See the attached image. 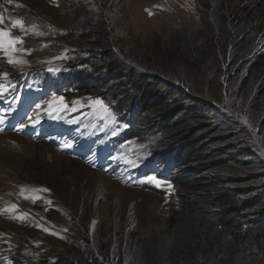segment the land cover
<instances>
[{"label":"rangeland","instance_id":"rangeland-1","mask_svg":"<svg viewBox=\"0 0 264 264\" xmlns=\"http://www.w3.org/2000/svg\"><path fill=\"white\" fill-rule=\"evenodd\" d=\"M217 5L220 6L218 10ZM215 9L219 14H229L233 27L239 26V31L250 27L252 37L247 51L239 54V64L228 62L231 55L222 56L220 66L226 67L224 73L212 68L207 70V75L195 74L196 70L185 75L203 86L206 98L221 106H230V118L241 123L243 129L250 130L243 133L244 140L252 143L250 153L256 154L255 161L264 162L263 126L257 125L245 107L255 88L254 79L260 72L264 74V0H12L11 3L0 0V14L4 16V24L0 27L11 28L13 20L23 19L26 28L36 25L35 31L46 33L44 36L29 33L24 36V44L18 45L31 49V54L16 53L28 60V64L11 65L1 59L6 56L0 53V66L18 74L35 67L71 63L78 51L89 52L87 60L95 64L97 61L93 58L100 56L93 51L96 43L98 48L107 47L113 51L109 58L119 56L121 59L122 66L119 65L117 71L126 87L117 91L120 94H108V100L115 105L133 103L136 99L124 94L133 90L127 84L131 83L130 76L139 82L145 76L133 59L176 57V40L183 33L198 35L203 32L210 11ZM12 34L23 35L19 28L12 29ZM119 48L131 51L132 59L123 57ZM59 56L67 58L55 59ZM240 66H246L245 71L236 75ZM86 68L90 86L111 72L105 65L101 70L93 66ZM236 88L239 92L234 96ZM234 104L237 107L233 109ZM42 108L47 109L46 106ZM262 113L264 115V110ZM150 117L155 119L154 115ZM239 117L245 118L247 124ZM149 120L143 117L144 124L140 123L137 129L140 139L150 134V126L155 127ZM74 131L67 132L66 136L73 137ZM46 141L20 137L12 132L0 134V209L11 204L18 206L15 211L0 212V242H12L14 247L8 254L19 264H57L59 258L72 256L73 243L86 253L97 239L113 247L118 238L129 234L146 238L174 224L183 208L180 196L183 183L175 186L172 182L173 191L163 194L121 186L114 176L94 169ZM197 163L190 172L194 173ZM178 170L184 171L182 167ZM219 175L244 183L247 188H254V180L261 177L259 172L244 169L239 164L224 171L207 172L204 176L215 178ZM201 176L198 173L197 177ZM25 185L50 191L38 193L43 199L33 203L19 195L20 186ZM195 193L197 191L191 195L194 197ZM49 200L51 204L47 203ZM261 207L264 211V203ZM22 213L27 214L23 220L13 218ZM16 245L19 249H15ZM246 255L242 256L243 262L236 264H264L263 250Z\"/></svg>","mask_w":264,"mask_h":264},{"label":"trees","instance_id":"trees-1","mask_svg":"<svg viewBox=\"0 0 264 264\" xmlns=\"http://www.w3.org/2000/svg\"><path fill=\"white\" fill-rule=\"evenodd\" d=\"M219 7L217 5L216 9ZM216 9L210 11L203 32L198 35L183 33L176 40L174 48L177 58L133 59L145 74L140 82L129 75L131 83L127 84L134 91L124 94L136 99L133 103L120 102L115 105L108 100V94H120L117 91L126 87L117 71V67L122 66L119 56L116 59L111 57L112 60L109 58L112 50L101 46L98 48L92 41L90 44L95 46L94 53L100 54L93 58L97 63L87 60L86 54L89 52L76 53L72 63L80 64V86L78 93L67 94V100L72 103L93 92L95 96L110 102L117 113L129 115L134 128L126 140L146 145V154L158 157L154 162L157 167L171 163L177 169H184L174 179L176 185L183 183V192L180 193L183 208L166 231L146 238L129 234L116 239L113 247L107 241L97 239L85 254L77 243H73L72 256L59 258L57 264H74L75 261H79L78 264H236L243 262L242 256L246 254L264 252V211L260 210L264 203V162L255 161L257 156L249 149L252 143L243 138V133L250 130L243 129L241 123L230 118L232 109L228 104L221 106L206 98L203 86L195 78L185 75L190 70H196L195 74L207 75V70L212 68L217 73H224L226 67L220 66L222 56L231 55L228 62L234 65L239 64V54L247 51L252 37L250 27L239 31V26L233 27L229 14H219ZM118 50L126 59H132L130 50ZM103 65L105 69H111L110 74L108 72L106 77L90 86L91 80H86V67L101 70ZM245 67L240 66L236 75L243 73ZM253 84L255 88L245 107L251 118L256 119L257 125L263 126L264 140L262 72ZM238 92L239 88H236L234 96ZM235 107L236 104L233 109ZM151 115H154V120ZM146 116L155 127L150 126V134L140 139L137 129L140 123L144 124L143 117ZM82 124L86 126L87 121ZM195 162H198L197 167L192 173L189 170L194 168ZM236 164L260 173L261 177L254 180V188H247L244 183L225 175L215 178L204 176L207 172L224 171ZM198 173L203 177L198 178ZM195 191L197 193L193 197L191 194ZM15 249H19V246L16 245Z\"/></svg>","mask_w":264,"mask_h":264},{"label":"snow or ice","instance_id":"snow-or-ice-1","mask_svg":"<svg viewBox=\"0 0 264 264\" xmlns=\"http://www.w3.org/2000/svg\"><path fill=\"white\" fill-rule=\"evenodd\" d=\"M12 0H8V3H11ZM4 24V16L0 14V25ZM51 27V26H49ZM19 28L20 31L23 33V35H13L12 34V29ZM36 25H33L31 28H26L24 20L23 19H16L12 21V26L11 28L7 27H0V53H3L4 56L7 57V62L11 65L14 66H19V65H24L28 64L29 61L24 59L21 56H17L16 53L20 51L27 52L28 54H31V49H22L19 48L18 45H23L24 44V36L28 35L29 33H34L37 36H44L46 35L45 32H39L35 31ZM66 56H59L55 57V59H66ZM54 69H49V71H53ZM5 78L9 75L8 73H3L2 74ZM5 87L4 84H0V89H3ZM86 101V103H85ZM49 108L53 109L56 112H62V111H67L70 108V105L65 102V98L63 96L60 97H55L53 95V99L48 102ZM76 105H80L81 107H90L94 111H103L104 113H108V105L104 103L103 100L99 98L93 99L92 97H87V98H81L79 100H75L72 102L71 105V110L77 111L78 109L75 107ZM37 108H40L41 105L37 104ZM114 118V117H113ZM244 121L245 124H247V120L243 117H239ZM4 123L3 118H0V124ZM39 123V119H33L32 124L35 125ZM25 125H21L20 130H23ZM250 127V125H249ZM64 147H72L71 144L65 143ZM145 180L149 183L155 184L157 187H167L168 191L171 192L173 191V186L172 184L167 181V180H161L158 179L155 175H148L145 177ZM50 189L47 188H29V186H20V191L19 195L22 196L25 199H30L33 201V203L38 200V199H43L41 195H38V193H44V192H49ZM30 193V194H29ZM48 204H51V201H47ZM16 204H11L8 208L6 209H0V212L3 211H15L17 209ZM26 213H22L18 216H14V219H21L23 220L24 217L26 216ZM95 223V222H94ZM40 226V225H37ZM45 231H49V229H44ZM64 231H67V229H64ZM53 235H58V233L53 232ZM11 264V262H9Z\"/></svg>","mask_w":264,"mask_h":264},{"label":"clouds","instance_id":"clouds-1","mask_svg":"<svg viewBox=\"0 0 264 264\" xmlns=\"http://www.w3.org/2000/svg\"><path fill=\"white\" fill-rule=\"evenodd\" d=\"M15 134V133H14ZM15 135H17V134H15ZM68 155H70V154H68ZM71 156V155H70ZM179 172V170L174 174V176H173V178H172V180H170V183H174L175 184V182H174V179H177L178 178V173ZM181 172H184V171H181ZM180 173V172H179ZM177 174V176H175ZM119 184L121 185V186H124V185H122L120 182H119ZM175 186H176V184H175ZM125 187H128V186H125ZM138 188H145V189H147V190H151V191H153V192H155V193H160V194H163V193H166L165 191H161V190H159V189H156V188H154V187H152V186H150V185H143L142 187H138Z\"/></svg>","mask_w":264,"mask_h":264},{"label":"bare ground","instance_id":"bare-ground-1","mask_svg":"<svg viewBox=\"0 0 264 264\" xmlns=\"http://www.w3.org/2000/svg\"><path fill=\"white\" fill-rule=\"evenodd\" d=\"M5 133V132H4ZM1 134H3V133H1ZM21 137V136H20ZM40 141V140H39ZM47 142V141H46ZM75 159V158H74ZM77 160V159H76Z\"/></svg>","mask_w":264,"mask_h":264}]
</instances>
